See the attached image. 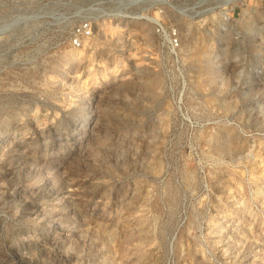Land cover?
Masks as SVG:
<instances>
[{
    "label": "rangeland",
    "instance_id": "rangeland-1",
    "mask_svg": "<svg viewBox=\"0 0 264 264\" xmlns=\"http://www.w3.org/2000/svg\"><path fill=\"white\" fill-rule=\"evenodd\" d=\"M44 1L0 34V264H264V0Z\"/></svg>",
    "mask_w": 264,
    "mask_h": 264
},
{
    "label": "built area",
    "instance_id": "built-area-1",
    "mask_svg": "<svg viewBox=\"0 0 264 264\" xmlns=\"http://www.w3.org/2000/svg\"><path fill=\"white\" fill-rule=\"evenodd\" d=\"M49 5L44 0H12L10 6L3 9L7 15L0 16V34L7 31L24 33L25 40H31L38 32L36 22L49 13ZM59 23V22H56ZM31 30V31H30ZM93 24L90 19H83L74 23L70 42L75 47H81L93 35ZM160 35L170 41L173 48L179 45V32L176 27H167L159 24L157 28Z\"/></svg>",
    "mask_w": 264,
    "mask_h": 264
}]
</instances>
